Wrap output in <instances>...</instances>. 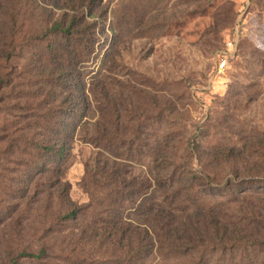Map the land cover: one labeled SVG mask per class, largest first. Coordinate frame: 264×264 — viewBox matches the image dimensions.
Segmentation results:
<instances>
[{
	"label": "rangeland",
	"instance_id": "rangeland-1",
	"mask_svg": "<svg viewBox=\"0 0 264 264\" xmlns=\"http://www.w3.org/2000/svg\"><path fill=\"white\" fill-rule=\"evenodd\" d=\"M60 1L62 9L52 15L49 0H5L18 17V49L12 60H0V264H10L11 252L38 254L44 246L50 247L46 261L22 264H88L74 257L79 252L73 254V235L93 215L86 212L78 225L57 228L48 175L24 180L23 161L34 152L21 137L50 135L44 111L69 90L50 82L48 69L70 59L49 58L47 44L36 38L52 18L74 14L68 9L75 6L72 0ZM102 5L106 19L96 25V48L88 55L80 47L72 66L87 91L86 113L78 117L64 166L72 201L90 205L83 184L87 164L93 171L98 161L111 168L117 163L139 184L164 176L171 185L187 186L189 179L201 203L231 200L221 210L238 227L232 238L241 241L204 261L188 256L162 264H264V0ZM53 89L57 101L47 97Z\"/></svg>",
	"mask_w": 264,
	"mask_h": 264
},
{
	"label": "trees",
	"instance_id": "trees-1",
	"mask_svg": "<svg viewBox=\"0 0 264 264\" xmlns=\"http://www.w3.org/2000/svg\"><path fill=\"white\" fill-rule=\"evenodd\" d=\"M71 3L75 6L68 9L73 8L74 14L65 12L36 31V38L47 44L45 51L49 58L70 59L69 65L48 69L50 82L64 84L69 90L59 104L44 111L53 126L51 134L39 140L29 137H21V140L31 145L34 152L30 159L23 161L27 167L25 182L33 181L34 175L40 173L48 175V181L55 189L50 198L58 206L55 226L66 229L78 225L86 212L93 215V220L83 224L73 235V254L79 252V257L77 254L74 257L81 261L85 257L83 260L88 264H155L158 260L156 264H162V261L188 256H200L198 260L204 261L211 253L225 252L239 245L241 240L232 238V232L238 227L221 210L231 200L207 206L196 197L189 179H186L187 186L171 185L164 176L155 178L148 185L139 184L117 163L113 162L111 168L98 161L93 171L91 164H87L83 184L91 197L90 205L80 207L72 201V186L65 180L64 166L72 153L75 133L81 123L78 117L86 113L82 103L87 99L86 86L77 80V71L72 66L79 60V48L83 45L89 50L88 55L94 52L98 40L96 25L106 19L107 10L102 5L103 0H72ZM5 6V0H0L2 62L12 60L18 49L15 7ZM49 6L50 14L62 9L60 0H49ZM76 6L84 11L80 12ZM3 82L1 78L0 87ZM47 97L57 101L60 96L53 89ZM151 189L150 196L144 198V193ZM29 192L30 187L25 197ZM9 255L10 264L28 260L44 262L50 256V247L44 246L38 254L25 251L16 257L12 252Z\"/></svg>",
	"mask_w": 264,
	"mask_h": 264
},
{
	"label": "built area",
	"instance_id": "built-area-1",
	"mask_svg": "<svg viewBox=\"0 0 264 264\" xmlns=\"http://www.w3.org/2000/svg\"><path fill=\"white\" fill-rule=\"evenodd\" d=\"M232 46V44H230ZM228 59L227 57L222 58V61L219 63V70H225L227 68Z\"/></svg>",
	"mask_w": 264,
	"mask_h": 264
}]
</instances>
